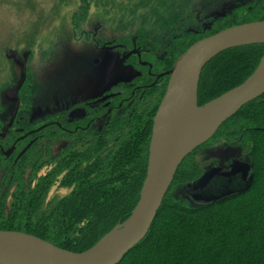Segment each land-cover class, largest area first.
<instances>
[{
  "label": "trees",
  "instance_id": "1",
  "mask_svg": "<svg viewBox=\"0 0 264 264\" xmlns=\"http://www.w3.org/2000/svg\"><path fill=\"white\" fill-rule=\"evenodd\" d=\"M252 16L253 21H264V15ZM236 25L241 23L219 31ZM214 33L218 31L209 36ZM198 41L177 48V57ZM263 55L264 44L230 49L212 59L199 78L198 107L242 85ZM154 113L126 112L97 134L81 137L80 145L69 144L49 158L52 167L47 174L38 177L33 172L34 183L28 188L22 177L29 166L18 174L8 169L6 180L18 190L7 216L0 206V231L27 234L76 254L95 246L124 223L137 204ZM214 136L236 141L248 151L249 184H238L235 191L213 201L175 200L170 195L173 186L186 187L201 176L192 160L194 150L179 165L147 235L120 264H264V94L244 105ZM54 186L70 193L50 203L46 198Z\"/></svg>",
  "mask_w": 264,
  "mask_h": 264
},
{
  "label": "rangeland",
  "instance_id": "2",
  "mask_svg": "<svg viewBox=\"0 0 264 264\" xmlns=\"http://www.w3.org/2000/svg\"><path fill=\"white\" fill-rule=\"evenodd\" d=\"M261 1L0 0L2 137L10 126L7 137L0 139V206H3V214L7 216L10 213L14 193L18 189L15 183L6 180L9 172L3 166L6 160L1 151L5 150L9 155L14 140L36 134L38 143L34 149L26 153L22 145L16 146L14 156L6 163L9 165L10 160L14 161V168L11 169L15 174L29 166L22 177L26 188L35 171L38 177L42 172L47 174L52 167L49 158L57 156L66 144L61 142V138H67V144H75V147L81 142L76 140L78 134L75 131L71 132L74 133L71 136L62 133L58 127L46 130L49 127L46 125L51 121L59 122V118L73 125L71 110L74 113L88 112L90 109L86 110V105H90L92 94L108 83L113 58L120 57V53L129 54L137 48L147 51L149 56L143 60L154 64L166 52V57L168 54L169 58L175 59L169 66L170 71L184 53L177 57L178 51L191 41L208 38L211 32H220L219 29L233 23L260 22L253 21L252 15H258L256 9L261 6ZM134 59L132 56L129 58ZM96 60L98 63H95ZM168 72L159 76L167 78L163 80L164 93L169 81ZM77 79L82 82L78 88L74 85ZM151 99L153 101L148 108L156 107V113L161 99H158V94ZM146 104L144 102L140 108ZM106 122H96L93 128L99 129ZM64 128L74 130V126ZM95 130L89 132L90 135ZM28 131L31 132L26 134ZM29 136L24 140H31ZM214 137L198 147L193 155L192 160L201 176L211 167H226L234 157L250 163L248 151L241 149L236 141L225 142ZM23 155V159L18 161L17 156ZM215 183L220 185L211 187L210 191L214 194L232 187L227 181L216 180ZM184 190L185 184H177L171 188L170 195L177 201L190 204ZM69 193L70 189L54 186L46 201L53 203Z\"/></svg>",
  "mask_w": 264,
  "mask_h": 264
},
{
  "label": "water",
  "instance_id": "3",
  "mask_svg": "<svg viewBox=\"0 0 264 264\" xmlns=\"http://www.w3.org/2000/svg\"><path fill=\"white\" fill-rule=\"evenodd\" d=\"M263 44L264 21L246 23L200 40L178 57L168 72L167 88L152 121L147 169L139 199L124 223L79 254L27 234L0 231V264H120L147 235L181 162L208 142L244 105L264 94L263 55L254 73L242 85L198 107L197 89L203 68L222 52ZM249 173L248 163L233 160L227 172L219 167L210 168L186 185L185 194L196 202L213 201L218 195L235 191L239 185H248ZM216 180L227 181L232 187L214 194L211 187L220 185Z\"/></svg>",
  "mask_w": 264,
  "mask_h": 264
},
{
  "label": "flooded vegetation",
  "instance_id": "4",
  "mask_svg": "<svg viewBox=\"0 0 264 264\" xmlns=\"http://www.w3.org/2000/svg\"><path fill=\"white\" fill-rule=\"evenodd\" d=\"M263 1L260 2L262 3L261 6L258 5V8L256 9V12L261 15H264ZM120 55H121L120 57L112 59L113 63L110 68L111 72L109 74L108 83L102 89L99 90L100 92L97 91L92 94L90 99L91 101L89 103L91 106L86 105L87 109L85 108L86 110L88 109L90 110H88V112H82V113H78V112L74 113L71 110L69 113L70 115L71 113H73V121H74L73 123L75 124L72 125L70 121L67 120L65 121L59 118V122L51 121L48 125H46L49 126L47 127L46 130H50L51 128L58 127L62 133L70 134L71 136H73L74 133L71 134V132L75 131L77 132L76 134L82 133L81 137H83L90 135L89 132L92 133V131L95 130V128H93V125L96 122H102L107 120V122L103 124L101 128L95 130V132L93 133L95 135L103 127H105V125H108L110 122L117 119L118 117H122L123 114L126 112L127 114H130V112L137 113V111L138 112L146 111L145 113L150 114L152 111L155 110L156 107L152 106L148 108V105L153 101L151 99V96H154L155 94H158V99L162 100V97L164 95L163 80L164 79L167 80V78L166 77L159 78V76L169 71L170 67L168 65L171 58L168 57L169 56L168 54L166 57V52H165L164 56L159 60L157 59L153 64L148 62L150 60L147 61L143 60L149 56V53L145 50L141 51L140 49L137 48L129 52V54L128 53L126 54V52H124L123 54L120 53ZM131 56L134 57L135 59L129 60ZM95 63H98L97 60L95 61ZM121 65H123L124 68ZM125 67L127 69H125ZM128 67L130 68L128 69ZM96 94L97 96H94ZM161 100H159V103ZM144 102H147L146 106L144 108H140V105L144 104ZM63 125L64 127L74 126V130H68L64 128ZM9 128L8 127L6 128L5 136L3 135L2 137L0 135L1 140L7 137ZM30 132L31 131H28L26 134ZM29 135L30 134L26 136ZM26 136L20 140L19 139L14 140V144L11 147L12 151L9 152V155L8 153L5 152V150L1 151V155L4 156L3 159L6 160L5 163L3 164L6 170H8L9 168H14V165L12 164L14 163L13 160L9 161L10 163L9 165H7L6 162H8L9 158H12L14 156L13 150L14 148H16V146L22 145L23 150L27 152L31 150L33 147H35L36 144L38 143V136L36 134L35 136H29V138H32L29 141L24 140L25 138H27ZM80 138L78 137L76 138V140L80 141ZM51 139L52 137H50V140ZM61 142L66 143L65 145H63V147H61V152H62L67 149L68 146L67 138H61ZM233 160L239 161L238 158H233ZM239 162H245V161H239ZM230 165L231 164L227 165L226 167L219 166V168L223 169L224 172H227L229 171ZM250 175L251 174L249 173L248 177H246V181H249ZM186 196L190 200L196 201V199L193 198L192 196L188 194Z\"/></svg>",
  "mask_w": 264,
  "mask_h": 264
},
{
  "label": "bare ground",
  "instance_id": "5",
  "mask_svg": "<svg viewBox=\"0 0 264 264\" xmlns=\"http://www.w3.org/2000/svg\"><path fill=\"white\" fill-rule=\"evenodd\" d=\"M80 84H82V82L81 81H79L78 79L75 81V83H74V85L78 88L79 86H80ZM74 87V86H73ZM183 162V161H182ZM181 162V163H182ZM245 163H247V162H245ZM250 165V164H249ZM251 174V173H250ZM250 177H251V175H250Z\"/></svg>",
  "mask_w": 264,
  "mask_h": 264
}]
</instances>
